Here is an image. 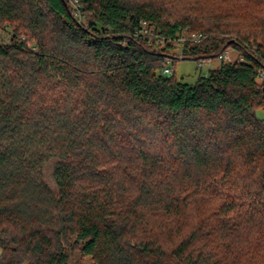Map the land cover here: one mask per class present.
Segmentation results:
<instances>
[{
  "label": "trees",
  "instance_id": "obj_1",
  "mask_svg": "<svg viewBox=\"0 0 264 264\" xmlns=\"http://www.w3.org/2000/svg\"><path fill=\"white\" fill-rule=\"evenodd\" d=\"M79 11L0 0V264H264V0ZM141 22L201 36L171 54L133 35ZM181 58L219 63L187 82Z\"/></svg>",
  "mask_w": 264,
  "mask_h": 264
},
{
  "label": "rangeland",
  "instance_id": "obj_2",
  "mask_svg": "<svg viewBox=\"0 0 264 264\" xmlns=\"http://www.w3.org/2000/svg\"><path fill=\"white\" fill-rule=\"evenodd\" d=\"M68 1V0H67ZM79 1V0H78ZM12 27L8 25L7 30H0V42L3 43H9L11 42L12 38L10 37ZM27 47L34 46V43L32 40L26 41ZM178 46L174 45L172 46V49L168 50L171 54H178ZM236 51L232 47H227V57L226 59L231 60L236 56ZM202 62V65H198V61L196 59L192 58H181L174 62V64L169 62V66L173 69L175 77L178 79H181L183 81L192 82L194 79L198 76L199 73H206L209 69H212L216 67L219 63L218 58L213 59H205V60H199ZM255 116L262 120L264 122V106L258 107L254 111ZM56 162L55 157L49 158L43 168V178L46 181V183L50 186L52 190H56L55 182L52 177V169ZM2 250L0 249V255ZM69 264H94L90 257L88 256H81L78 252H74L71 255V258L69 260Z\"/></svg>",
  "mask_w": 264,
  "mask_h": 264
},
{
  "label": "built area",
  "instance_id": "obj_3",
  "mask_svg": "<svg viewBox=\"0 0 264 264\" xmlns=\"http://www.w3.org/2000/svg\"><path fill=\"white\" fill-rule=\"evenodd\" d=\"M68 1L72 5L76 16L80 19L79 1L78 0H68ZM133 35L136 38H146L149 42H155V43L159 44L160 46H164V45L173 46V44L177 45L179 48L178 54H181L184 47L195 42L201 36L200 33L186 32L185 31V32H181L180 34H177L173 37H166V36L160 35L157 32H155L154 28L147 25L146 22H141L134 29ZM218 57L226 59L227 50L221 52ZM239 59L242 60L243 59L242 56H239ZM203 60H205V59H203ZM198 65L201 66L202 62L198 61ZM170 71H171L170 68L167 66L164 67V69H163V73H166V74L170 73ZM255 80L258 84L264 85V67L258 71V73L255 77Z\"/></svg>",
  "mask_w": 264,
  "mask_h": 264
}]
</instances>
